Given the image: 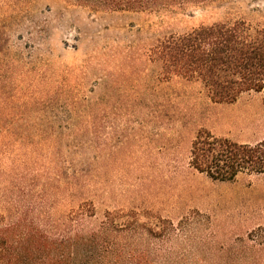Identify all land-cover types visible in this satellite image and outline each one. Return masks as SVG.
<instances>
[{
  "label": "rangeland",
  "instance_id": "rangeland-1",
  "mask_svg": "<svg viewBox=\"0 0 264 264\" xmlns=\"http://www.w3.org/2000/svg\"><path fill=\"white\" fill-rule=\"evenodd\" d=\"M236 21L264 29V0H204L166 12L0 0L1 225H73L80 200L74 197L69 206L68 194L59 193L55 206L48 187L62 190L87 157L97 177L89 176V185L88 178L76 183L78 195L93 199L94 212L83 219L88 226L127 221L147 227L153 235L148 239L130 244L126 232L119 240L126 251L148 252L139 262L264 264V174L220 183L189 166L199 130L237 144L264 143L263 95L246 93L233 104L214 106L199 83L160 81V61L149 53L162 37ZM36 73L51 77L49 84L38 86ZM36 87L54 97L56 112L48 116L56 122L52 127L26 112L21 132L8 108L20 106L21 93ZM90 102L96 106L91 117L84 113ZM7 127L12 130L4 134ZM24 136L29 138L19 143ZM41 139L57 141L50 148L38 144ZM86 139L92 140L89 149L81 145ZM57 149L62 160L37 159ZM56 167L62 168L58 182L47 173ZM46 187L50 205L44 214L35 202ZM71 208L74 214H68ZM112 226L107 235L115 236Z\"/></svg>",
  "mask_w": 264,
  "mask_h": 264
},
{
  "label": "trees",
  "instance_id": "trees-1",
  "mask_svg": "<svg viewBox=\"0 0 264 264\" xmlns=\"http://www.w3.org/2000/svg\"><path fill=\"white\" fill-rule=\"evenodd\" d=\"M201 1L204 0H73L94 11L143 9L160 12H166L176 6L182 7L186 3ZM156 42L157 44L149 49V53L160 61V81L177 77L186 82L199 83L206 98L214 106L233 104L241 95L251 92L262 94L264 104L263 28L252 29L241 21L215 23L198 27L182 35H168L160 38V42ZM34 75L38 86L40 84L46 86L51 81V77L42 73ZM20 98L23 99L20 106L8 109L14 112L15 118H18L21 132L24 131V118L28 116L26 112L39 114L40 119H45L41 120L43 123L54 126L56 122L54 117L48 116L56 112L53 102L55 99L49 89L41 91L36 87L22 92ZM67 105L72 107V104ZM95 111L96 106L92 102L84 109V113L90 117ZM11 130V127H7L4 134L10 133ZM72 130L78 131L80 127H74ZM59 136L69 137L68 134ZM33 137L40 139L44 136ZM19 138V143L23 144V140L29 137ZM69 139L70 137L66 143ZM41 141L43 140L37 141L38 144L52 148L50 143H55L57 139L50 140L49 144ZM91 141L86 139L81 145L89 149L92 147ZM49 152V155L37 154V159H47L53 164L55 158L62 160L63 157L58 155L60 153L58 149L55 153L51 150ZM81 158L79 162H84L83 168L79 174L72 172L66 177L67 182L62 190L59 187H48L49 195L55 198V206L59 193L68 194L69 202L66 205L71 206L74 197L80 200L81 211L75 215L79 220L75 219L73 225L61 223L58 225L59 221L51 225L52 220L47 224L37 221L36 224L31 223L29 227H26L21 220L15 223L10 221L4 225H1L3 223L0 220V264H145L139 260L146 258L148 252L136 248L126 251L119 246V240H124L123 234L126 232L130 234L127 236L130 244H135L136 240L148 239L150 238L148 236L153 235L147 227L144 225L132 227L126 224L127 221L113 226L109 223L88 226L90 223H85L83 215L94 212L93 199L92 197L88 199L89 194L88 198L78 195L75 186H78L76 183L79 179L87 178L86 185H89L88 182L91 181L89 176L93 180L97 176L94 161H88L87 157ZM189 166L196 172L205 174L212 181L220 183L232 182L237 175L244 173L253 176L262 175L264 174V143L254 146L237 144L225 138H216L205 130H199L191 142ZM53 170L54 173L47 172L49 179L58 182L62 168L56 167ZM40 178L42 177H38ZM47 190L46 187L43 195H37L36 212L43 211L45 214L47 211V203L50 205L44 197L48 194ZM69 213L74 214L72 208ZM73 216L70 218L71 221ZM110 226L114 228L115 236L107 235ZM62 227L64 230L61 229Z\"/></svg>",
  "mask_w": 264,
  "mask_h": 264
}]
</instances>
